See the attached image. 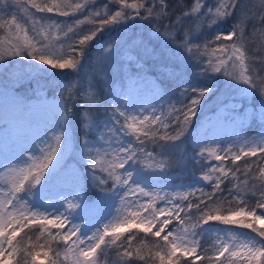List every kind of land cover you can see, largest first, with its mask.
I'll return each mask as SVG.
<instances>
[{
    "label": "rangeland",
    "instance_id": "1",
    "mask_svg": "<svg viewBox=\"0 0 264 264\" xmlns=\"http://www.w3.org/2000/svg\"><path fill=\"white\" fill-rule=\"evenodd\" d=\"M250 5L264 0H0V264L23 253L25 231L54 247L31 264H103L98 256L131 232L162 239L157 264H184L197 251L181 218L188 197L216 190L219 177L233 183L237 206L229 220L202 225L215 245L211 264H264L263 239L233 224L246 217L264 231V183L249 191L227 169L251 160L264 180V97L242 41ZM41 77H71L68 108ZM166 82L185 96L172 100ZM157 122L187 131L194 176L167 168L140 140ZM255 196L261 204L245 205ZM120 200L122 222L87 234Z\"/></svg>",
    "mask_w": 264,
    "mask_h": 264
},
{
    "label": "trees",
    "instance_id": "2",
    "mask_svg": "<svg viewBox=\"0 0 264 264\" xmlns=\"http://www.w3.org/2000/svg\"><path fill=\"white\" fill-rule=\"evenodd\" d=\"M125 1L128 4L134 3V0ZM250 1L251 0H246L248 4ZM245 15L250 18L244 33V39L242 40L245 58L247 57V60L251 63L250 68L254 74V76H252V78H254V91L260 97H264V6L246 7ZM5 20H7V17L0 15V29L3 26L2 24L6 22ZM100 23L102 22L96 21L95 26L100 28ZM88 38L91 41V35H87L80 38L72 47H76L77 44H83L84 46ZM79 51H69L63 58L54 60V63L56 65L68 64L76 60L78 56L87 53L86 49L81 52ZM146 72L158 80L157 75L159 74L148 65L146 67ZM41 78L42 80L40 82L44 83L43 86H45L44 88L48 91V96L50 97L52 96L51 94H56L58 92L59 99L62 101L63 105L68 108L73 101V96L70 94V92L73 91L71 90V77H68V79H58L56 83L50 84H47L50 81L49 79L45 77ZM165 85L168 89L167 94L170 95L172 100L182 99L185 96L183 89L176 86L175 83L166 82ZM29 88H32V86ZM186 122L188 123V120ZM188 125H190V123H188ZM179 126V122L168 124L157 122L149 125L146 128L147 131L142 132L140 140L143 141V144H145L152 153L161 156V161L167 168H172L174 169L173 171L181 170L180 175L189 178L194 176L195 171L193 168L195 163L190 161L189 157L187 158V153H189L187 131L181 135L176 133ZM249 127V131L253 128V133H256L258 130L256 125H249ZM250 163L251 160H245L244 162L235 161L233 163L232 160H229L227 161V169L235 174L238 184L246 183L249 191L256 188L258 189L259 187L263 188L261 185H263L264 180L253 171V166L256 164ZM218 181L219 183L216 190L195 193L193 196L188 197L189 205L187 200L186 205H188V207L186 211H184V216H181V218L186 220L191 226L190 228L195 232L197 238V251L193 257L185 259L183 262L184 264H211L215 261V245L213 241L203 233L204 230L202 229V225L211 220L219 221L213 222V224H220L222 220H229L232 216L231 210L237 206L236 201H234L231 196H228L227 192V190L232 187L233 183L220 177ZM257 197L258 196H255L254 201H245L248 202L247 204L243 201L238 204H245L248 205L249 208H255L257 206L254 205L255 203L261 204L260 199H256ZM233 224L234 227L242 228L259 235L264 241V231L261 230L255 222L249 221L246 217L236 219ZM25 232L29 234L28 236H31V239L23 253L17 254L11 264H31L35 254L39 257L42 256L40 253L42 251L54 253L53 244L46 237L37 240L34 233L30 235L28 231ZM163 244L164 242L162 239L153 236V234L144 235L131 232L121 236L117 242L111 244L109 250L105 251L107 256L103 253V256L99 255L98 258L101 259L103 264H157L158 252H162L161 248Z\"/></svg>",
    "mask_w": 264,
    "mask_h": 264
},
{
    "label": "bare ground",
    "instance_id": "3",
    "mask_svg": "<svg viewBox=\"0 0 264 264\" xmlns=\"http://www.w3.org/2000/svg\"><path fill=\"white\" fill-rule=\"evenodd\" d=\"M136 189H138L136 186L132 187V190H136ZM127 192L128 191H125L123 192V194H126ZM64 194L68 195L67 190L65 191ZM122 202L123 201L121 200L115 202L112 208L113 216H111V213H104L101 215L99 219H97L96 222H94L93 224H90V226L88 225L87 234L94 236L98 232H103L107 229H113L114 227L119 225L122 222V218L120 215V208L123 207ZM69 209H70V204L64 201H62V204H59L56 206V210L61 214L63 213L65 214ZM84 223L86 224V222ZM84 223L83 225H85Z\"/></svg>",
    "mask_w": 264,
    "mask_h": 264
}]
</instances>
